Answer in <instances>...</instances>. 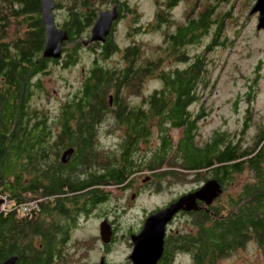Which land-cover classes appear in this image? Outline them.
Here are the masks:
<instances>
[{
    "label": "trees",
    "instance_id": "obj_1",
    "mask_svg": "<svg viewBox=\"0 0 264 264\" xmlns=\"http://www.w3.org/2000/svg\"><path fill=\"white\" fill-rule=\"evenodd\" d=\"M52 1L55 11L59 7L67 10L59 28L68 37L63 51L66 45L70 47L57 61L42 58L45 29L41 0H0V195L4 194L14 207L0 211V264L10 257L17 258L15 264L61 261V249L79 229V219H85L94 209L101 210L112 193L109 187L129 186L133 175L142 169L136 166L132 151L136 153L138 144L153 136L156 146L145 162L155 177L164 170L161 175L194 173L206 182L209 170L225 189L235 174L248 172L250 176L240 194L228 203V211L210 205L188 213L193 216L190 231L166 236L158 264H173L175 251L188 252L193 264H207L244 248L251 239L262 246L264 132H259L251 149L240 148L223 132L214 134L204 146L193 142L194 119L187 108L200 98L198 88L205 71L202 56H196L183 70L163 71L158 69L162 59L136 66L137 50L127 47L123 53L125 66L107 68L101 61H108L119 51L111 30L104 43L87 45L97 47V56L80 91L57 111L51 123L56 131L45 113L41 117L36 109H30L29 99L43 90L36 76H45L50 63L65 68L74 64L98 13L89 0ZM110 1L119 10L137 14L125 1ZM181 1L156 0L157 13L151 26L168 23L166 16ZM213 14L214 7L206 6L195 18L186 17L168 36L170 50L165 56L185 61L180 48L185 50L199 40L200 34L212 26ZM221 25L222 21L212 44ZM154 73L162 86L143 95L145 109L127 106L126 95L140 90ZM110 116L123 130V139L117 154L101 160L97 154V125ZM172 129L182 130L176 145L168 133ZM65 150L72 153L62 163ZM28 200L35 204V211L18 217L16 208Z\"/></svg>",
    "mask_w": 264,
    "mask_h": 264
},
{
    "label": "rangeland",
    "instance_id": "obj_2",
    "mask_svg": "<svg viewBox=\"0 0 264 264\" xmlns=\"http://www.w3.org/2000/svg\"><path fill=\"white\" fill-rule=\"evenodd\" d=\"M119 1H125L137 14L119 11V17L114 21L111 31V39L119 51L109 57L108 61H101V64L111 69L124 67L126 61L123 59V53L127 47L137 50L134 56L136 66L162 59L158 69L163 71L178 68L183 70L191 65L196 56H202L205 71L198 88L200 98L187 108L194 119L193 142L198 146H204L214 134L223 132L230 141L237 142L240 148L251 149L259 132H264V30L256 29L258 14H250L256 0H184L178 2L166 16L169 22L158 27L151 26L157 13L156 0ZM89 2L98 12L110 11L113 4L110 0ZM206 6L214 7V14L211 17L213 24L200 34L196 43L188 45L185 50L180 48L186 60L166 57L165 54L170 50L168 36L178 25L181 26L185 22L186 17L195 18ZM66 16L65 8L59 7L55 11L54 21L58 28ZM112 17H116V12L110 19ZM220 21H222L220 31L216 42L212 44ZM89 31L88 36L86 35L82 41L89 38ZM69 47L66 45L63 52ZM94 49L97 47L93 49L83 47L72 66L65 68L61 64L53 66L50 63L45 76L40 74L36 76L43 90L41 92L38 90L29 99V107L36 109L41 117L46 116L49 125L54 123L58 116L57 111L63 103L72 100L83 86L86 73L92 68L93 57L97 56ZM161 86L159 77L154 73L143 82L140 90L136 93L129 92L124 101L134 110L143 109L145 107L142 106L143 95L148 96L154 90L161 89ZM43 113L46 115L42 116ZM116 124L117 122L110 116L97 125V154L101 160L106 157L110 160L111 155L117 154L121 146L123 130ZM51 125L56 131L57 127ZM181 132L179 129L168 132L175 145L182 136ZM154 146L156 138L153 136L150 140L138 144L136 153L132 151L131 156L136 166H142V169L133 175L129 186L109 187L112 193L101 208L104 212L97 208L85 219L83 216L79 219L77 226L79 229L73 231L65 244L66 247L61 249V261H57L56 264H99L102 258L104 264H132L129 260L133 251L131 236L141 230L145 218L158 209L166 208L183 194L194 192L204 186L203 179L194 176V173L176 175V172L161 175L163 170L160 171V176L155 177V174L148 171L145 162ZM169 162L176 167L172 161ZM206 172H208L206 180H212L211 172L209 170ZM248 179H250L248 172L238 176L235 174L232 182L229 181L230 186L223 188L208 205L200 202L202 206L199 208L206 209L211 205L212 209L221 208L222 211H228V203L240 194L242 186ZM0 200L2 201L0 211L14 209L4 194L0 195ZM26 202L16 208L18 217L35 211L33 201ZM192 211H182L180 216L176 215L168 223L172 232L190 231L193 216L188 213ZM103 217H108L110 224L115 228ZM102 224L103 229L100 230ZM102 231L105 241L101 237ZM168 232L170 230H167ZM191 261L188 252L175 251L173 254V264H193ZM207 264H264V242L259 246L251 239L244 248Z\"/></svg>",
    "mask_w": 264,
    "mask_h": 264
},
{
    "label": "water",
    "instance_id": "obj_3",
    "mask_svg": "<svg viewBox=\"0 0 264 264\" xmlns=\"http://www.w3.org/2000/svg\"><path fill=\"white\" fill-rule=\"evenodd\" d=\"M41 7H39L42 22L45 29L44 49L42 52V58L52 60L60 59L62 54V43L68 41L66 31L58 29L55 26L53 10L55 4L52 0H41ZM111 10H100L98 16L93 23L90 31L89 38L86 41H82V46L87 47V44L105 42L112 30V25L119 17V9L116 4L111 5ZM116 12V17L111 15ZM257 13V24L256 29L264 30V0H256L250 14ZM65 36V37H64ZM71 150H65L61 156L62 163H65L71 155ZM222 190L221 185L214 179L206 181L204 186L200 189H196L194 192L183 194L176 201H172L166 208L158 209V211L150 214L145 218L142 228L138 234L131 236V242L133 244L132 254L129 256V260L132 264H157L160 257L163 254L164 236L166 226L171 222L172 218L182 211H197L199 208L198 201L210 203V200L217 197ZM215 191V194L213 192ZM189 202V208L186 209L184 202ZM2 201L0 200V205ZM192 205V206H191ZM194 208V209H192ZM103 229V224L100 225ZM104 231L101 232L102 239ZM104 240V239H103ZM105 241V240H104ZM16 257H10L5 259L1 264H15ZM99 264H104L103 258Z\"/></svg>",
    "mask_w": 264,
    "mask_h": 264
},
{
    "label": "flooded vegetation",
    "instance_id": "obj_4",
    "mask_svg": "<svg viewBox=\"0 0 264 264\" xmlns=\"http://www.w3.org/2000/svg\"><path fill=\"white\" fill-rule=\"evenodd\" d=\"M56 61H57V60H56ZM199 206H202V203H199ZM181 214H182V212L178 213L177 215L180 216ZM89 215H90V214H89ZM103 219H104V220H108V221H109V224L111 223V221L109 220L108 217H103ZM172 222H173V221H172ZM110 226L114 227L113 224H110ZM114 228H115V227H114ZM167 230H170V232H168L166 236L170 235L171 232H172V230L170 229V226L167 227ZM139 231H140V230H139ZM166 236H164L165 239H166ZM164 243H165V240H164Z\"/></svg>",
    "mask_w": 264,
    "mask_h": 264
},
{
    "label": "clouds",
    "instance_id": "obj_5",
    "mask_svg": "<svg viewBox=\"0 0 264 264\" xmlns=\"http://www.w3.org/2000/svg\"><path fill=\"white\" fill-rule=\"evenodd\" d=\"M111 5H112V4H111ZM111 7H112V6H111ZM54 11H55V8H54V10H53V15H54ZM119 11H120V10H119ZM41 20H42V16H41ZM54 20H55V16H54ZM54 20H53V21H54ZM54 22H55V21H54ZM55 26L57 27L56 22H55ZM57 28H58V27H57ZM58 29H59V28H58ZM90 29H91V28H90ZM63 43H64V42H63ZM63 43H62V45H63ZM100 43H101V42H100ZM93 44H94V43H93ZM83 47H85V46H83ZM62 51H63V49H62ZM199 203H200V202L198 201V205H199ZM180 212H181V211H180ZM180 212H178V213H180ZM178 213H177V214H178ZM177 214H176V215H177ZM176 215H175L173 218H175ZM173 218H172V219H173ZM168 225H169V224H168ZM168 225L166 226L165 236H166V234H167V227H168ZM142 226H143V225H142ZM139 232H140V231H139ZM139 232H138V233H139ZM138 233H137V234H138ZM164 240H165V237H164ZM162 256H163V255H162ZM162 256H161V257H162ZM161 257H160V258H161Z\"/></svg>",
    "mask_w": 264,
    "mask_h": 264
},
{
    "label": "bare ground",
    "instance_id": "obj_6",
    "mask_svg": "<svg viewBox=\"0 0 264 264\" xmlns=\"http://www.w3.org/2000/svg\"><path fill=\"white\" fill-rule=\"evenodd\" d=\"M112 12H114V10H113ZM110 17H111V16H110ZM110 35H111V34H110ZM184 203H185L186 209H190V208H189V202H186V201H185ZM164 248H165V246H164V244H163V249H164ZM163 249H162V250H163ZM163 253H164V250H163ZM162 255H163V254H162Z\"/></svg>",
    "mask_w": 264,
    "mask_h": 264
},
{
    "label": "built area",
    "instance_id": "obj_7",
    "mask_svg": "<svg viewBox=\"0 0 264 264\" xmlns=\"http://www.w3.org/2000/svg\"><path fill=\"white\" fill-rule=\"evenodd\" d=\"M33 207L35 208V204L33 203Z\"/></svg>",
    "mask_w": 264,
    "mask_h": 264
}]
</instances>
